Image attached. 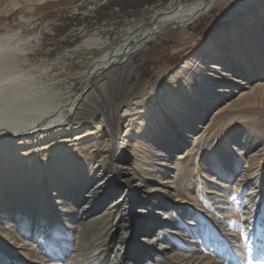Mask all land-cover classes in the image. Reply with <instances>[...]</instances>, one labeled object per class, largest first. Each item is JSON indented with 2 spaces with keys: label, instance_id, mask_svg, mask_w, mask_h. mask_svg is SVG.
Listing matches in <instances>:
<instances>
[{
  "label": "bare ground",
  "instance_id": "obj_1",
  "mask_svg": "<svg viewBox=\"0 0 264 264\" xmlns=\"http://www.w3.org/2000/svg\"><path fill=\"white\" fill-rule=\"evenodd\" d=\"M219 3L228 27L148 94L112 99L105 81L138 51ZM149 14L38 62L39 33L0 34V264L264 257V0H170ZM92 88L105 106L88 123L77 114ZM147 207L162 220L144 225Z\"/></svg>",
  "mask_w": 264,
  "mask_h": 264
},
{
  "label": "rangeland",
  "instance_id": "obj_2",
  "mask_svg": "<svg viewBox=\"0 0 264 264\" xmlns=\"http://www.w3.org/2000/svg\"><path fill=\"white\" fill-rule=\"evenodd\" d=\"M169 1L31 0L29 3L26 2V5L0 12V34L17 29H21L22 34L26 33V36L39 33V45L34 47L30 54L32 61L38 62L41 58H52L72 49L89 35L113 38L122 28L148 18L152 8L161 7ZM10 7L11 0H0V9ZM231 10L232 6L229 3H219L204 16L158 35L147 48L134 55V64L120 69L115 81L112 78L105 81V87L110 89L112 99L123 100L134 94L146 95L151 88L162 84L176 67L203 44L209 34L228 27L232 21ZM86 62V57L78 58L69 66L81 67ZM79 86V81L73 82L74 89ZM79 104L81 108L77 114L78 120L88 123L100 120L99 115L105 103L96 89H90ZM119 113H122V110ZM92 115L95 117L91 118ZM118 127L120 133L125 131L123 123ZM259 131L264 135V123ZM190 139L193 140V137L191 136ZM218 144L220 142L216 140L210 147ZM185 186L183 191H186ZM205 203H208L207 206L210 205L208 201ZM146 209L151 211L150 207ZM157 212L162 215L160 210L146 213L143 216L144 225L149 220H162ZM242 225L238 227L239 231L243 229ZM245 246L242 245L244 251ZM255 255V252H247L240 261L232 254L230 255L233 259L232 263L228 264H264V257ZM158 260L164 264L170 262L164 256Z\"/></svg>",
  "mask_w": 264,
  "mask_h": 264
}]
</instances>
